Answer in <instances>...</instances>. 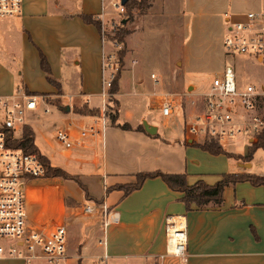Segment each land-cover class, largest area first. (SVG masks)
<instances>
[{
    "label": "crops",
    "instance_id": "crops-1",
    "mask_svg": "<svg viewBox=\"0 0 264 264\" xmlns=\"http://www.w3.org/2000/svg\"><path fill=\"white\" fill-rule=\"evenodd\" d=\"M65 2L60 12L59 0H24L20 16L0 19V96L26 91L72 97L69 113L31 116L29 126L39 151L37 139L42 138L60 164L41 152L42 156L52 167L78 177L80 184L48 177L26 188L30 224L47 232L64 224L67 251L55 262L2 257L0 264H99L104 256L108 259L102 264H264V185L229 184L221 205L192 210L182 201L184 194L170 189L160 177L147 179L127 196L123 190L137 183L140 173L183 174L190 186L200 181L213 186L230 174L264 178V149L250 161L238 160L212 155L195 146L203 145L202 139L186 134V123L196 111L193 101L211 83L206 69L216 66L219 56L220 75L226 61L223 38L214 35L211 25L224 32L227 19L258 11L261 0H147L146 8L133 9L125 26L129 33L119 90L109 101L102 97V58L111 45L103 43L98 26L81 16L94 17L106 29L114 18L110 0ZM41 52L55 84L41 67ZM233 63L240 89L254 85L264 91L260 58L239 56ZM257 65L262 78L252 83L248 70ZM168 93L180 97L174 115L166 118L161 104ZM185 93L189 95L181 100ZM104 107L108 128L102 139H87L84 149H66L55 141V130L67 127L70 119L88 124ZM146 125L156 132H148ZM230 144L237 143L222 142L225 152L248 156L250 143L242 153L228 151ZM95 184H100V194L92 192ZM88 206L95 208L94 213L84 212ZM104 210L118 220L106 229V245H100ZM172 216L186 219L185 259L165 256V224Z\"/></svg>",
    "mask_w": 264,
    "mask_h": 264
},
{
    "label": "built area",
    "instance_id": "built-area-1",
    "mask_svg": "<svg viewBox=\"0 0 264 264\" xmlns=\"http://www.w3.org/2000/svg\"><path fill=\"white\" fill-rule=\"evenodd\" d=\"M24 0H0V19L18 17L23 12ZM110 7L119 16L126 13L122 0H110ZM226 35L222 45L226 58L223 72L213 76L209 88L193 101L196 111L186 123V134L204 142L222 145L224 140L245 136L248 142L264 134V91H258L254 85L240 89L237 85L234 59L239 56H252L264 59V0L258 11L243 14L238 20L227 19ZM114 26L112 25V30ZM102 41L111 45L102 58V97L112 99L114 83L122 71L120 53L124 51V42L109 38L102 27ZM155 79V75H152ZM187 93L181 96L184 99ZM177 94L168 93L161 104L163 117H171L178 108ZM263 99V100H262ZM51 100H60L61 107ZM67 100L71 108L72 97L66 95L34 94L17 91L10 96H0V258H19L26 262L45 258L50 262L63 259L67 251V229L64 224L47 232L44 228H35L29 222L27 212L26 188L36 179L48 178V165L38 153L24 152L13 148L8 139H21L23 130L29 126V117L49 115L52 108L65 111ZM93 116L88 124L78 125L70 119L67 127L55 130L54 139L66 149H84L87 139H102L108 123L106 107ZM70 112V110H69ZM68 112V113H69ZM74 132L79 133L76 137ZM94 207H86V214L94 213ZM104 210V236L99 241L106 245V229L116 223L117 215ZM165 233L167 250L165 256L185 259L188 249V231L183 216H172L166 220ZM165 256H161L162 258ZM108 259L104 256L99 264Z\"/></svg>",
    "mask_w": 264,
    "mask_h": 264
},
{
    "label": "trees",
    "instance_id": "trees-1",
    "mask_svg": "<svg viewBox=\"0 0 264 264\" xmlns=\"http://www.w3.org/2000/svg\"><path fill=\"white\" fill-rule=\"evenodd\" d=\"M145 2H147V0H142L140 3L134 0L128 1V3L125 5L127 10L128 22L132 19V10L135 7L142 8ZM81 17L85 22L93 23L96 26H98L100 30H102L101 23L96 21L94 17L90 15H82ZM125 26H126L125 23L122 24L119 33V40L124 43H125V38L129 33V31L125 28ZM40 54H41V67L43 71L46 73V75H48L47 77L48 81L50 83H54V81L50 77L51 70L48 61L42 52ZM123 57H124V51L120 53L121 62L123 61ZM120 74L121 72L118 74L113 89L111 90L112 94L118 93L119 90L118 82H119ZM123 128L129 129V126L124 125ZM23 133L24 135L22 136L21 139L13 140L11 139V137H9L8 139L9 145L13 148L22 149L24 152L40 154L39 149L35 145L33 130L30 127L26 126L23 130ZM195 146L201 148L204 151L209 152L212 155L224 154L227 155L228 157H233L238 160L250 161L252 160L254 154L259 149H264V134L259 135L257 142L252 143L250 145L249 153L247 157L229 154L224 151L222 146H220L215 142H205L203 145L196 144ZM41 158L46 163V165H48V177H58L66 180H74L80 184L78 177L71 176L66 171L60 168L52 167L50 162L45 157L42 156ZM157 177L162 178V180L169 186L170 189L184 194L182 201L186 204L188 210H192L194 206L197 208H203L211 204L221 205L224 201L223 198L224 189L229 184H237L238 182L248 181L255 186L264 185L263 177L255 176V175H246V174L225 175L220 182H218L213 186L207 185L202 181L190 186L187 183L186 175L183 174H165L162 172L140 173L137 175V183L123 187L125 195L127 196L132 192L139 190L147 179H152Z\"/></svg>",
    "mask_w": 264,
    "mask_h": 264
},
{
    "label": "rangeland",
    "instance_id": "rangeland-1",
    "mask_svg": "<svg viewBox=\"0 0 264 264\" xmlns=\"http://www.w3.org/2000/svg\"><path fill=\"white\" fill-rule=\"evenodd\" d=\"M26 1V0H25ZM135 1V0H134ZM142 1V0H141ZM136 2H138V1H136ZM65 0H59V6H60V12L61 11H63L64 10V6H65ZM138 3H140V2H138ZM146 4H147V2H145V4L142 6V8H138V7H135L136 9H144V8H146ZM50 6H51V8H53L54 7V4H53V2H50ZM23 8H24V4H23ZM126 8V7H125ZM134 8V9H135ZM110 11L113 13V15H114V18L111 20V24L106 28V32H107V34H108V36H109V38H113V39H117V40H119V33H120V29H121V27H122V24H124V22H125V24L127 25L128 24V17H127V10H126V13H125V15H123V16H119V14L117 13V11L115 10V9H113V8H111L110 9ZM112 25L114 26V28H113V30H112ZM211 31L214 33V35L216 36V37H222V38H224L225 37V35H226V31H222V30H220L219 29V27L217 26V25H211ZM223 34V35H222ZM120 41V40H119ZM223 41V40H222ZM219 53H221V52H219ZM218 53V54H219ZM223 54H224V51H223ZM261 59V61L262 62H264V59H262V58H260ZM216 63V66H219L220 65V70L222 69V66H223V63H220V61H219V56H218V61L217 62H215ZM194 64H196L197 65V61H195L194 62ZM215 66V64H212V66H209L207 69H206V74H207V79H209V80H212L213 79V76L214 75H216L217 73H216V70L219 68V67H216ZM261 66H259V65H257V67H254V69H251V68H249V70H248V72H249V75H247V77L249 78V80H251L250 82H255V79L256 78H259V77H261L262 78V74H261V72H260V68ZM148 73H149V70L147 71ZM253 80V81H252ZM256 83V82H255ZM113 98V97H112ZM60 100H55V101H53V100H51V103L52 104H55V105H57V106H59V107H61L62 105H61V103L59 102ZM55 111H57V112H60V110L58 109V108H56V107H53L52 108V115L55 113ZM51 115V116H52ZM28 127H30L31 128V126H28ZM32 129V128H31ZM33 133H34V131H33ZM35 134V133H34ZM23 135H24V133H23ZM200 139V138H199ZM246 139V142H245V144L243 143L244 142V140ZM257 140H258V138H256V139H254V140H250L249 142H248V139L245 137V136H237L235 139H232L231 140V142L233 143V142H235V143H237V144H230L229 146H228V151H230V152H235V153H238V152H240V153H242L243 152V150H244V148L247 146V144L246 143H250V145L252 144V143H255V142H257ZM206 142H209V141H206ZM37 143H38V146H39V148H40V150H41V152L42 153H44V154H46L50 159H51V161H52V163L53 164H57V165H59L60 164V161H59V159L55 156V153H54V151L53 150H51L45 143H44V141L42 140V138L41 139H37ZM220 145V144H219ZM221 146V145H220ZM40 152V154L42 155V153ZM261 155H263L262 154V152H261ZM48 159V158H47ZM38 180H40V179H36V180H34V181H32L31 183L32 184H35V182L36 181H38ZM101 191H102V189H101V186H100V184H95L94 186H93V188H92V192L94 193V194H100L101 193ZM0 244H4V241H0Z\"/></svg>",
    "mask_w": 264,
    "mask_h": 264
},
{
    "label": "water",
    "instance_id": "water-1",
    "mask_svg": "<svg viewBox=\"0 0 264 264\" xmlns=\"http://www.w3.org/2000/svg\"><path fill=\"white\" fill-rule=\"evenodd\" d=\"M128 1H129V0H122V4H123V5H126V4L128 3ZM124 23H125V22H124ZM69 110H70V107H66V108H65V111H66V112H69ZM145 127H146L147 131L150 132V133H153V134H154V133L156 132V130H155L154 128H151V127H149L148 125H146Z\"/></svg>",
    "mask_w": 264,
    "mask_h": 264
}]
</instances>
